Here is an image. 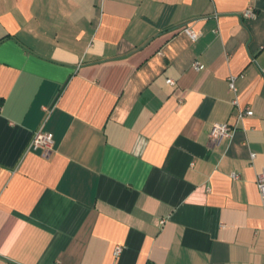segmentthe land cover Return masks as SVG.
I'll return each mask as SVG.
<instances>
[{
  "label": "crops",
  "instance_id": "obj_1",
  "mask_svg": "<svg viewBox=\"0 0 264 264\" xmlns=\"http://www.w3.org/2000/svg\"><path fill=\"white\" fill-rule=\"evenodd\" d=\"M263 70L264 0H0V264H264Z\"/></svg>",
  "mask_w": 264,
  "mask_h": 264
},
{
  "label": "built area",
  "instance_id": "obj_2",
  "mask_svg": "<svg viewBox=\"0 0 264 264\" xmlns=\"http://www.w3.org/2000/svg\"><path fill=\"white\" fill-rule=\"evenodd\" d=\"M256 12L253 9V7H249L245 13L244 16L246 18H253L255 17ZM187 33L192 37V39H197L198 34H196L193 30L190 28L186 29ZM193 67L196 70H202L205 68V66L199 62H194ZM264 73V70H263ZM167 82L171 85L175 84L174 79H167ZM229 85L231 90H236V76H232L229 79ZM234 103H237V100L234 101ZM254 115V111L249 107L246 108L245 111L240 112L239 117L243 118L245 116H252ZM236 129V125L227 121V122H215L211 128L210 131V138L214 143H219L223 138H230L232 137L234 131ZM54 145V135L51 132H46L43 129H38L34 132L33 137L31 139V142L29 144L28 149L33 151L42 150L45 152H48ZM255 153L251 154L252 159L255 157ZM233 178H238V174L233 173ZM256 183L262 198V204L264 206V172H261L257 175ZM122 248L117 247L115 253L119 254L121 252Z\"/></svg>",
  "mask_w": 264,
  "mask_h": 264
}]
</instances>
